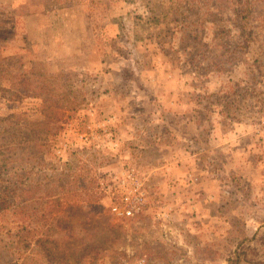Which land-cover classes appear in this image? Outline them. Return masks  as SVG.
I'll return each instance as SVG.
<instances>
[{
  "label": "rangeland",
  "instance_id": "rangeland-1",
  "mask_svg": "<svg viewBox=\"0 0 264 264\" xmlns=\"http://www.w3.org/2000/svg\"><path fill=\"white\" fill-rule=\"evenodd\" d=\"M179 81L201 136L212 116L264 144V0H0V264H264L263 186L208 231L164 212L191 181L159 168L164 125L139 151L141 125ZM131 174L147 204L118 216Z\"/></svg>",
  "mask_w": 264,
  "mask_h": 264
},
{
  "label": "crops",
  "instance_id": "crops-1",
  "mask_svg": "<svg viewBox=\"0 0 264 264\" xmlns=\"http://www.w3.org/2000/svg\"><path fill=\"white\" fill-rule=\"evenodd\" d=\"M159 88L160 91L154 94L152 102L147 100L149 94L146 96L145 92V106L152 103L156 106V111L143 116L141 136L144 139L140 140L139 151L147 153L154 149L153 152L161 160L159 168L173 172L169 175L171 181L180 179L182 182L178 183L179 190H182L183 180L191 181L190 184L183 185V191H187L189 196L170 193L160 198L165 199V214L196 216V219L205 222L201 224V231H208L215 222L214 218H222L225 214L223 210L230 208L231 203L223 205L222 198L239 197L244 184L264 188V150L263 156H257L264 144H257L254 127L238 120L228 127V122L224 119L218 120L216 117L211 118L212 116L209 120L205 117V124L210 129L204 133V137L201 136L203 128L199 126L196 117L192 116L194 105L187 98V84L179 81L176 88ZM156 123L165 126V133L159 135L164 133L170 140L165 142L161 137L160 146L152 148L146 137L151 136L150 131L154 130L152 127ZM191 141L197 146L194 153H191L192 156L187 153ZM181 160L182 164L178 165ZM189 213L191 214L188 215Z\"/></svg>",
  "mask_w": 264,
  "mask_h": 264
},
{
  "label": "built area",
  "instance_id": "built-area-1",
  "mask_svg": "<svg viewBox=\"0 0 264 264\" xmlns=\"http://www.w3.org/2000/svg\"><path fill=\"white\" fill-rule=\"evenodd\" d=\"M129 177L133 183V190L125 188L119 202L117 204L114 203L111 206L112 211L118 216L134 217L142 213L147 204V191L145 187L143 188V183L138 180L134 174L129 175ZM144 261L145 260L141 263Z\"/></svg>",
  "mask_w": 264,
  "mask_h": 264
}]
</instances>
